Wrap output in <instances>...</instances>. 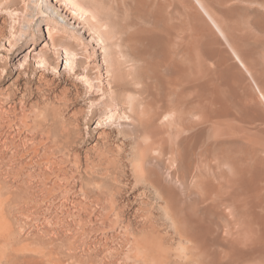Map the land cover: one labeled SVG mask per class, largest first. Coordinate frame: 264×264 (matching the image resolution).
Returning <instances> with one entry per match:
<instances>
[{
  "label": "rangeland",
  "instance_id": "obj_1",
  "mask_svg": "<svg viewBox=\"0 0 264 264\" xmlns=\"http://www.w3.org/2000/svg\"><path fill=\"white\" fill-rule=\"evenodd\" d=\"M82 1L102 14L110 26V43L121 46V54L114 51L110 60L117 101L110 98L111 92L103 96L97 89L98 69L92 72L90 85L66 69L64 62L58 71L47 72L35 61L28 71L18 65L21 53L17 47L11 51L9 38L24 22L35 26L41 21L45 0H11V9L0 10V264H264V122L245 109L239 96H226L227 83L217 76L220 68L212 58L205 56L207 49L195 50L193 62L184 59L185 83L195 74L191 70L199 73L195 88L186 85V99L201 100L206 114L210 110L213 115L220 106L219 110L227 111L218 110L216 118L210 114L211 121H206L205 114V122L202 115L198 132H178L161 123L149 132L137 118L122 119L120 114L110 119L109 108L120 111L116 104L126 101L129 109V97H141L135 117H146L144 112L152 115L162 104L164 83L178 74L172 68L163 69L161 58L172 49L169 44L175 29L170 28H189L187 9L181 6L183 12L177 11L176 3L169 1L172 9L162 15L170 20L165 22L153 16L161 14L148 0ZM218 1L221 22L242 38L244 47L256 50L252 51L264 76V0ZM150 8L154 13L150 14ZM15 9L21 10L17 13ZM164 29L171 35H158ZM222 48L227 50L224 43ZM86 61L79 65L82 70ZM102 67L106 84V66ZM145 85L150 88L140 94ZM64 91L69 93V107L56 100ZM48 94L52 100L45 102ZM171 95L169 102L174 104L175 95ZM213 96L214 103L221 105L215 104L217 110L211 111ZM24 98L29 105L25 106ZM210 99L212 109L205 103ZM198 110L200 116L204 111ZM254 237L263 240L257 242ZM151 242L163 248L166 257L157 248L152 253L159 252L158 260L146 257L153 248ZM232 242L237 245L233 247Z\"/></svg>",
  "mask_w": 264,
  "mask_h": 264
},
{
  "label": "bare ground",
  "instance_id": "obj_2",
  "mask_svg": "<svg viewBox=\"0 0 264 264\" xmlns=\"http://www.w3.org/2000/svg\"><path fill=\"white\" fill-rule=\"evenodd\" d=\"M7 1V0H6ZM4 2L3 0H0V10H6L10 8V3L11 0H9L8 2ZM124 1V0H123ZM128 2V0H126ZM125 1V2H126ZM148 5L150 4L155 10H157L156 12H159L161 15L157 14L155 12L156 15H153L154 17H158V18H165V22H166V17H164V15L162 14H166L168 13L170 9V6L168 3L171 2V0H148ZM170 1V2H169ZM176 3L177 11H179V9L184 10L181 6H183L184 8L187 9V17L189 18L188 21L189 22V28H185L182 29V27L179 29L177 28H170L169 30V22H167L169 24H167L169 31H172L171 29H177L176 31L173 30L174 32V38H172L173 41H176L173 43L172 41L171 43L173 44H169V42H166L165 44H169L171 48L172 45V49L171 51H167V54H165L164 56H166L165 58H161L163 59V69L165 70H169L170 68H172L175 72H177L178 77L176 79L173 80H167L169 78H167V82H165L164 84V90H163V96L164 98L162 99V104L158 105V108H155L156 111L154 110L151 114L152 115H148L146 114V112H142L140 114L146 115V117L148 116V118H146L144 116V118H140L139 116L135 117L136 115L134 114L136 112V110L138 111V103H139V97H137L136 99L129 97L127 98V102L129 105V109L128 107H126L125 102L123 103H118L116 104V106L118 107L117 109H119L120 111L114 110L113 108H109V115H110V119H116L117 116H119L121 114V118L123 119V117L127 118V119H131L134 120L137 118V120L139 121V125L142 127V129L144 128L145 130H149V132L153 131L154 128H157V126L161 123V125L163 124H167L170 125V130L171 129H176L181 130V131H185V130H196L198 129L199 126H202V122H205V110L203 109L204 107L202 106L200 107V101H197V98L194 97V99L199 102L197 105V102L194 99H191V101H195L190 102V99L187 100L186 99V85L190 84V88L194 87L197 83V81L199 80L198 78V74L196 70H191L192 73H195L191 80L188 81L187 83H185V81L182 79V76L185 74L186 69L183 68V62L184 59H188L190 58V61L188 62H193V59L191 58L194 53L195 50H200L202 48H204L206 50L205 56H207L208 58H212V60L216 63V65L220 68V73L217 74V76L219 75L220 78H224V81L227 83V87H228V94L226 95L227 97L231 98L233 97V95L235 94L237 97L239 96L240 98V102L243 103V105H245V109L249 112L252 113L253 116L255 118L261 119L264 122V76L261 75V69L259 68V62L257 60H255L256 58V50L250 49L248 50L246 47H244L243 45V41L241 37L236 36L235 31L232 30L231 28L227 27L226 25H224V23L221 22V19L218 15V8L216 7V5H220V2L218 0H173ZM172 1V3H173ZM142 3V2H141ZM144 3V2H143ZM224 3V2H223ZM171 4V3H170ZM17 5V4H15ZM149 5V6H150ZM90 6V5H89ZM131 6V5H130ZM137 7V5H135ZM169 6V7H168ZM97 7V5H96ZM139 7V5H138ZM141 7V6H140ZM140 7L138 9H140ZM151 7V8H152ZM175 6H173L174 8ZM132 8V7H131ZM150 8V9H151ZM168 11H166V9H168ZM11 9V8H10ZM13 9V8H12ZM137 9V10H138ZM149 9V10H150ZM174 9V11H176ZM222 9V8H221ZM19 10L21 9H15V12H19ZM24 10V9H23ZM146 10V9H145ZM181 10V11H182ZM14 11V10H13ZM100 11V10H99ZM147 11V10H146ZM150 14L154 13L152 12L153 9L150 10ZM176 11V12H177ZM3 12V11H2ZM171 12V11H170ZM175 12V13H176ZM183 12V11H182ZM16 13V14H17ZM43 16L40 19L41 21L37 24V25H31L30 23H26L24 22V24L21 26L20 31H16L14 33H12V37L9 38V46L11 47V51H14V49L17 47L16 52H20L21 53V59H19L18 61V65L20 67L23 66V69L25 71H28L31 67H33L32 63L35 61L39 67H41L45 72L47 71H58L60 68V65H62V62H64L66 69H68L70 72H74V76L77 75L79 77L82 78V80H86L90 85L93 84V75L92 72L94 71V69H98L99 70V80L98 85L99 87L97 88L98 90L101 91V93L104 95H106V93L109 91L111 92L110 94V98H113L114 101L116 100L117 97V86L115 85L116 83L113 81V77L114 75L111 73V64H110V60L111 58H113V52L115 51V53L117 52V54H121V46L119 43H110L108 36L110 35L111 32L110 31V26H108L106 23L103 22V17L100 15V13L97 11V9H92L90 7L86 6V3L84 4V1L82 0H54V2L52 0H45L44 5H43V10H42ZM146 14H148L147 12H145ZM6 14V13H5ZM28 14V13H27ZM180 14V13H178ZM260 14V13H259ZM182 15V14H181ZM22 16V15H21ZM29 16V15H28ZM150 16V15H149ZM160 16V17H159ZM163 16V17H161ZM168 17V14L166 15ZM171 16V15H170ZM179 16V15H178ZM30 17V16H29ZM102 17V18H101ZM176 18V17H175ZM156 19V18H155ZM172 19V18H171ZM6 20V19H5ZM161 20V19H160ZM170 20L169 17L167 19V21ZM186 20V19H185ZM185 20L183 22H185ZM259 20V19H258ZM159 21V20H156ZM173 21V19H172ZM171 21V23H172ZM160 22V21H159ZM161 22H163L161 20ZM259 22H257L258 24ZM174 24V22L172 23V25ZM177 24V23H175ZM183 24V23H182ZM185 24V23H184ZM183 24V26H184ZM157 25V24H156ZM187 25V24H186ZM175 26V25H174ZM173 26V27H174ZM182 26V25H181ZM188 26V25H187ZM5 27V26H4ZM166 27V26H165ZM177 27V26H176ZM44 28H46V34H44ZM15 29V28H14ZM150 29V28H149ZM148 29V30H149ZM182 29V30H181ZM188 29V30H187ZM263 29V27L261 28ZM1 31V35H3V30L0 29ZM16 30V29H15ZM147 32L151 33V29ZM158 30V29H157ZM155 30V31H157ZM167 30H163L162 33L158 34L161 35L164 32L168 33ZM184 30V31H183ZM187 30V31H186ZM153 31V30H152ZM160 31V30H158ZM157 31V32H158ZM181 31V32H180ZM157 32H154L153 35ZM171 33V32H170ZM173 34V33H172ZM0 35V36H1ZM151 34V36H153ZM166 35V34H165ZM168 36L169 33L167 34ZM3 37V36H2ZM1 37V38H2ZM156 37V35H155ZM162 37V36H161ZM159 38V37H156ZM165 38V36H164ZM155 39V38H153ZM163 39V38H162ZM168 39V38H167ZM1 40V39H0ZM164 40V39H163ZM158 41V39H157ZM161 41V40H159ZM153 43V42H152ZM222 43L225 44V46L227 47V50L225 48H222ZM115 48L112 49L114 46ZM157 45V43L155 44ZM159 45V43H158ZM163 46V44H162ZM161 46V48H162ZM168 46V45H167ZM77 47V48H76ZM164 48V47H163ZM167 49V47H166ZM158 50V48H157ZM161 50V49H160ZM164 50V49H163ZM170 50V49H167ZM254 52H253V51ZM159 51V50H158ZM10 52V51H9ZM161 52V51H160ZM166 53V51H164ZM11 53V52H10ZM161 54V53H160ZM163 54V53H162ZM204 56V55H203ZM10 57V56H9ZM201 57V56H200ZM199 58V57H197ZM160 59V60H161ZM86 61L87 63V67L85 68V70H82L80 68V64L83 63V61ZM232 60L235 62V64L232 62ZM159 62V61H158ZM201 62V61H200ZM4 65V64H3ZM103 65L106 66V76H107V83L104 84L103 83V69L104 67H102ZM161 65V64H160ZM185 66V65H184ZM192 67L193 64H191ZM6 67V66H5ZM84 68V67H83ZM195 68V67H194ZM187 69H191V67H188ZM200 69V68H199ZM42 71V72H44ZM172 71V72H174ZM23 72V71H22ZM20 72V73H22ZM163 74V73H162ZM192 75V74H191ZM163 76V75H162ZM166 76V75H164ZM159 77V76H158ZM33 78V77H32ZM44 78V77H43ZM164 78V77H163ZM46 79V78H45ZM165 79V78H164ZM171 79V77H170ZM218 79V78H217ZM33 80V79H32ZM48 80V79H47ZM81 80V81H82ZM83 80V81H84ZM31 81V80H30ZM44 81V80H43ZM29 82V81H28ZM17 83H20L17 81ZM49 87L53 86L51 83L49 84L48 81L45 82ZM212 84V83H211ZM30 85V84H28ZM44 85V83H43ZM97 85V86H98ZM123 85V84H122ZM58 86V85H57ZM37 87V86H36ZM47 87V86H46ZM49 87H47L49 89ZM56 87V86H55ZM54 87V88H55ZM126 87V86H125ZM137 87V86H136ZM140 94L144 93L148 90V88H150L149 86L145 85L144 87L141 86L140 87ZM27 89V87H26ZM47 89V91H48ZM56 89V88H55ZM139 89V88H138ZM137 89V90H138ZM215 89V88H214ZM9 90V89H8ZM44 90V89H43ZM97 90V91H98ZM122 89H120L121 91ZM194 91H196V89H192ZM193 91V92H194ZM46 92V90H45ZM55 92V91H54ZM13 93V91H12ZM44 93V91H43ZM59 93V92H58ZM128 93V92H127ZM198 93V92H197ZM196 93V94H197ZM214 96H215V91L213 92ZM69 93L65 92L58 96L56 100L58 101V103L61 104H68L69 101ZM97 94V93H96ZM155 94V92H154ZM171 94L175 95V103L171 104L172 102L169 100V98H171ZM194 93H192V96ZM13 94L10 95V97L13 99L12 97ZM49 95V94H48ZM56 95V94H55ZM133 95V94H132ZM130 95V96H132ZM200 95V94H199ZM198 95V96H199ZM14 96V95H13ZM28 96V95H27ZM53 96V95H52ZM161 97V95H159ZM158 96V97H159ZM191 96V98H192ZM214 96H213V100H214ZM225 96V97H226ZM45 97V96H44ZM48 97V101L45 102H49L52 100L51 94ZM99 97V96H98ZM134 97V95H133ZM157 97V96H156ZM159 97V98H160ZM208 97V96H207ZM141 98V97H140ZM210 98V96H209ZM212 98V97H211ZM15 99V98H14ZM30 99V98H29ZM46 99V98H45ZM101 99V98H100ZM157 99V98H156ZM222 99V98H221ZM225 99V98H224ZM25 102V106L29 105V100L27 98H24ZM112 100V101H113ZM144 100V99H142ZM218 100V99H217ZM23 101V100H22ZM71 101V100H70ZM212 99H210V102L208 103V101L203 100V102L206 103V105H210ZM223 101V100H222ZM56 102V101H55ZM143 102V101H142ZM148 102V100H147ZM190 102V103H189ZM217 102V101H212ZM220 102V101H218ZM39 103V102H38ZM53 103V102H52ZM116 103V102H115ZM146 103V102H145ZM196 103V105H195ZM208 103V104H207ZM228 103V102H227ZM23 104V103H22ZM56 104V103H55ZM57 104V105H59ZM66 104V105H67ZM71 104V103H70ZM140 104V103H139ZM216 103H214L212 106H214ZM219 104V103H217ZM216 104V105H217ZM226 104V101L222 102V105ZM230 104V103H229ZM37 105V104H36ZM34 105V106H36ZM148 105V104H147ZM204 105V103H203ZM215 105V108L213 107V109L209 106L205 108L208 109H212L211 111L215 110L217 107ZM221 102L219 105L220 106ZM228 105V104H227ZM51 106V105H50ZM54 106V104H53ZM52 106V107H53ZM68 106V105H67ZM121 106V107H120ZM145 106V104H144ZM24 107V106H23ZM39 107V105H38ZM41 107V106H40ZM69 107V106H68ZM146 107V106H145ZM198 107L200 108L201 111V115H198ZM227 108L228 107L225 105L222 106V108ZM230 107V106H229ZM27 108V107H26ZM42 108V107H41ZM44 108V107H43ZM51 108V107H49ZM55 108V107H53ZM65 108V107H64ZM221 108V106H220ZM219 107L217 108L218 110L220 109ZM40 109V108H39ZM69 109V108H68ZM97 109V108H96ZM144 109V108H143ZM142 109V110H143ZM216 109V110H217ZM27 110V109H26ZM45 110V109H44ZM43 110V111H44ZM48 110V109H47ZM54 110V109H53ZM58 110V109H57ZM61 110V109H60ZM65 110L62 108V111ZM146 110V109H145ZM207 110V109H206ZM217 110V112H218ZM223 109L219 110V112H222ZM49 111V110H48ZM128 111V112H127ZM140 111V110H139ZM138 111V112H139ZM144 111V110H143ZM223 111H227V110H223ZM26 112V111H25ZM24 112V113H25ZM54 112V111H53ZM57 112V111H56ZM137 112V113H138ZM210 112V110L207 111V114ZM217 112H212L209 113V116H207L206 114V121L209 119L211 121L210 118V114L211 117L216 118L215 117V113L217 114ZM234 112V111H233ZM46 112H44L45 115ZM62 113V112H61ZM73 113V112H72ZM150 113V112H147ZM204 113V114H202ZM225 113V112H223ZM51 114V113H50ZM60 114V111H59ZM70 114V113H68ZM219 114V113H218ZM237 114V113H236ZM27 115V114H26ZM24 115V116H26ZM40 115V113H39ZM43 115V114H42ZM47 115V114H46ZM199 117H198V116ZM203 115V118H202ZM220 115V114H219ZM222 115V114H221ZM220 115V117H221ZM225 115V114H224ZM49 116V114H48ZM55 116V115H54ZM58 115H56L57 117ZM63 116V115H62ZM96 116V115H95ZM77 117V116H76ZM75 117V118H76ZM50 118V117H49ZM55 118V117H53ZM97 118V117H96ZM146 118V119H145ZM202 118L203 121H200ZM229 118V117H228ZM233 118V117H232ZM224 119V118H223ZM77 120V119H76ZM136 120V121H137ZM215 120V119H214ZM217 120H219L217 118ZM100 121V120H99ZM134 121V122H136ZM92 122V121H91ZM114 122V121H113ZM133 122V121H132ZM209 122V121H208ZM100 123V122H99ZM121 123V122H120ZM124 123V122H123ZM129 123V122H128ZM127 124V126L131 123ZM137 123V122H136ZM201 123V124H200ZM103 124V123H102ZM135 124V123H134ZM207 124V122H206ZM209 124H212L211 122ZM208 124V126H209ZM225 124V123H224ZM228 124V123H227ZM232 124V123H231ZM133 125V124H132ZM126 126V125H125ZM138 126V125H137ZM205 126V125H204ZM203 126V127H204ZM206 125V127H208ZM242 126V125H241ZM209 128V127H208ZM238 128V127H237ZM236 128V129H237ZM53 129V128H51ZM100 129V128H99ZM203 129V128H202ZM200 129V130H202ZM66 130V129H65ZM70 130V129H69ZM134 130V129H133ZM132 130V131H133ZM137 130V128H136ZM199 130V132H200ZM206 129H203V131H205ZM49 131V130H48ZM51 131V130H50ZM77 131V130H76ZM104 131V130H103ZM129 131V130H127ZM173 131V130H172ZM180 131V132H181ZM208 131V130H207ZM72 132V131H71ZM70 132V134H71ZM80 132V131H79ZM130 132V131H129ZM136 132V131H135ZM175 132V131H174ZM198 132V131H197ZM49 133V132H48ZM51 133V132H50ZM65 133V132H64ZM128 133V132H127ZM144 133V132H142ZM176 133V132H175ZM202 133V132H201ZM81 134V133H80ZM107 134V133H106ZM110 134V133H109ZM108 134V135H109ZM133 134V133H132ZM165 134V133H164ZM205 134V133H204ZM63 135V134H62ZM68 135V134H67ZM74 135V134H73ZM71 135V137L73 136ZM199 135V134H198ZM103 136V135H102ZM105 136V135H104ZM107 137V135H106ZM109 137V136H108ZM134 137V136H133ZM181 137V135H180ZM70 138V137H69ZM104 138V137H103ZM63 139V138H62ZM132 139V138H131ZM108 140V139H107ZM195 140V139H194ZM243 140V139H242ZM66 141V139H65ZM58 142V141H57ZM106 142V141H105ZM126 142V141H125ZM186 142V141H185ZM251 142V141H250ZM56 143V142H55ZM68 143V141L66 142ZM77 143V142H76ZM58 144V143H57ZM65 144V143H64ZM71 145V143H70ZM77 145V144H76ZM75 145V146H76ZM252 145V144H251ZM54 146V145H53ZM58 146V145H57ZM160 148V147H159ZM252 148V147H251ZM261 148V147H260ZM61 149V148H59ZM63 149V147H62ZM70 150V149H69ZM74 150V149H73ZM160 150V149H159ZM163 150V149H162ZM176 150V149H175ZM254 150V148H253ZM260 150V149H259ZM264 150V149H263ZM112 151V150H111ZM110 152V151H109ZM163 152V151H162ZM264 152V151H263ZM172 155V153H171ZM100 156V155H99ZM150 157V155H148ZM174 156V155H173ZM172 156V158H173ZM78 157V156H77ZM101 158V157H100ZM176 158V157H175ZM103 159V158H102ZM106 159V158H104ZM110 160V158H109ZM148 160V158H147ZM174 160V159H173ZM177 161L178 158H177ZM249 162V161H248ZM175 163V162H173ZM180 163V162H179ZM104 165V164H103ZM105 166V165H104ZM260 167V166H259ZM152 169V168H151ZM155 169V168H154ZM115 170V169H114ZM157 170V169H156ZM159 171V170H158ZM158 171L154 172L157 173L158 175ZM192 171V170H191ZM115 173V172H114ZM160 173V172H159ZM201 174V173H200ZM198 175V174H197ZM196 176V175H194ZM158 177V176H157ZM198 177V176H197ZM158 179V178H156ZM161 179V178H159ZM197 179V178H196ZM155 181V180H153ZM197 183V182H196ZM255 183V182H254ZM152 184V181H151ZM258 184V183H257ZM262 184V183H261ZM155 185V184H154ZM163 185V184H162ZM156 186V185H155ZM164 186V185H163ZM155 188V187H154ZM168 189V188H167ZM156 190V189H155ZM156 191H159L156 190ZM148 216V215H147ZM152 216V215H151ZM230 217H233L232 215ZM151 218V217H150ZM152 219V218H151ZM231 219V218H230ZM246 219V218H245ZM150 220V219H149ZM235 220V219H234ZM241 220V219H240ZM243 221V220H242ZM147 222V221H146ZM145 222V223H146ZM233 223V222H232ZM241 224V223H240ZM240 224H238L240 226ZM245 224V223H244ZM249 224V223H248ZM264 224V223H263ZM243 225V224H242ZM249 226V225H248ZM264 226V225H263ZM262 226V227H263ZM201 227V226H200ZM199 227V228H200ZM261 227V228H262ZM240 228V227H239ZM244 228V226H243ZM264 228V227H263ZM262 228V230H263ZM152 229V228H151ZM189 229V228H188ZM191 229V228H190ZM233 230V229H232ZM238 230V229H237ZM243 230V229H242ZM240 230V231H242ZM260 228L258 231L263 232ZM184 231V230H183ZM189 231V230H188ZM236 232V231H235ZM232 232L231 234L233 235ZM239 233V231H237ZM191 233V232H190ZM189 233V234H190ZM208 234L212 233V232H207ZM259 233V234H260ZM199 234V233H197ZM196 234V235H197ZM213 234V233H212ZM230 234V235H231ZM185 236V235H184ZM236 236H238V234H236ZM182 237V236H181ZM186 237V236H185ZM195 237V236H194ZM193 237V238H194ZM198 237V236H197ZM212 237V235H211ZM210 237V239H211ZM233 237V236H232ZM264 237V236H263ZM263 237L261 239V241L263 240ZM187 238V237H186ZM185 238V241H186ZM215 238V236H214ZM214 238L212 240H214ZM218 238V237H217ZM255 239H257V242L259 241L258 238L254 237ZM181 239H184V237H182ZM209 239V238H208ZM209 239V240H210ZM254 239V240H255ZM237 240L233 239L232 241ZM240 240V239H239ZM253 240V239H252ZM253 242H251L252 244L255 245ZM156 241V240H155ZM153 240V243L155 242ZM184 241V240H183ZM200 241V240H199ZM227 241V240H226ZM256 241V240H255ZM259 241V242H261ZM190 242V241H189ZM204 242L203 240L201 241V243ZM206 242V241H205ZM204 242V243H205ZM211 242V241H210ZM229 242V241H228ZM264 242V241H263ZM153 243L151 242V246H153V248L151 246L150 250V254L147 252V256L146 257H150L151 255V261L153 259L158 260L159 258L157 257V255L159 254V252L161 250H163V248H157L156 244L153 245ZM157 243V242H156ZM188 243V242H187ZM194 243V242H192ZM231 243V242H230ZM236 242H232L233 247H235ZM238 243V242H237ZM150 244V243H149ZM160 244V243H159ZM190 244V243H189ZM228 244V243H227ZM261 244V243H259ZM258 244V245H259ZM207 245V244H206ZM246 245V244H245ZM252 245V247L254 246ZM163 246V245H162ZM205 246V245H204ZM251 246V245H250ZM249 246V247H250ZM257 246H254V248ZM263 246V244L261 245ZM243 247V246H242ZM252 247H250V249L252 250ZM140 248V247H139ZM147 248V247H146ZM156 248L159 251L156 255H153L152 252L156 253ZM187 248V247H186ZM191 248V247H190ZM253 248V249H254ZM259 248V247H258ZM143 249V248H142ZM148 249V248H147ZM146 249V250H147ZM233 249V248H232ZM238 249V246L237 248ZM242 249V248H241ZM240 249V250H241ZM244 249V247H243ZM257 249V248H256ZM138 250V249H137ZM156 250V251H155ZM188 250V249H187ZM193 250V249H191ZM205 250V249H204ZM207 250V249H206ZM164 251V250H163ZM160 252V254H162L161 256H165V251L164 252ZM238 251V250H237ZM259 251V250H258ZM138 251V255H139ZM144 252V251H143ZM205 252V251H204ZM242 252V251H241ZM240 252V254H241ZM251 252V251H248ZM231 253H235V251L231 252ZM246 252H244L245 254ZM262 253V252H261ZM264 253V252H263ZM159 254V255H160ZM254 254V253H253ZM252 254V255H253ZM145 254H143L144 257ZM158 255V256H159ZM203 255V254H202ZM230 255V254H229ZM228 255V256H229ZM141 256V253H140ZM207 257V255H204ZM237 256V255H235ZM139 257V256H138ZM164 257V258H165ZM203 257V256H201ZM242 257V255H241ZM244 257V256H243ZM253 257V256H252ZM145 258V257H144ZM153 258V259H152ZM231 258V257H230ZM233 258V256H232ZM240 258V257H239ZM148 259V258H146ZM163 259V258H162ZM167 259V258H166ZM238 259V258H236ZM161 260V258H160ZM164 260V259H163ZM162 260V261H163ZM229 260V259H228ZM232 261L234 259H231ZM239 260V259H238ZM150 261V260H149ZM154 261V260H153ZM236 261V260H234Z\"/></svg>",
  "mask_w": 264,
  "mask_h": 264
}]
</instances>
